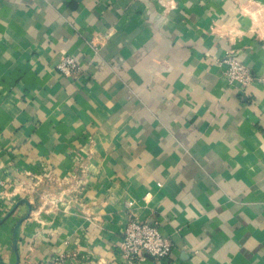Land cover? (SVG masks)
Here are the masks:
<instances>
[{
	"label": "crops",
	"instance_id": "obj_1",
	"mask_svg": "<svg viewBox=\"0 0 264 264\" xmlns=\"http://www.w3.org/2000/svg\"><path fill=\"white\" fill-rule=\"evenodd\" d=\"M131 218L264 264V0H0V264H131Z\"/></svg>",
	"mask_w": 264,
	"mask_h": 264
},
{
	"label": "built area",
	"instance_id": "obj_2",
	"mask_svg": "<svg viewBox=\"0 0 264 264\" xmlns=\"http://www.w3.org/2000/svg\"><path fill=\"white\" fill-rule=\"evenodd\" d=\"M225 75L232 84H239L242 88L248 87L257 81L252 69L233 55L225 58ZM58 69L65 77L78 78L82 76L81 64L70 55H66L58 64ZM24 186L25 190L33 189ZM173 243L165 236L157 223L139 221L131 218L124 230L119 246L120 255L131 264H141L148 258L158 262L167 260L172 253ZM64 257L55 259L51 264H63Z\"/></svg>",
	"mask_w": 264,
	"mask_h": 264
},
{
	"label": "rangeland",
	"instance_id": "obj_3",
	"mask_svg": "<svg viewBox=\"0 0 264 264\" xmlns=\"http://www.w3.org/2000/svg\"><path fill=\"white\" fill-rule=\"evenodd\" d=\"M51 202L49 203V205H57L58 203H53V201L52 200H50ZM62 203H64V201L62 202Z\"/></svg>",
	"mask_w": 264,
	"mask_h": 264
}]
</instances>
